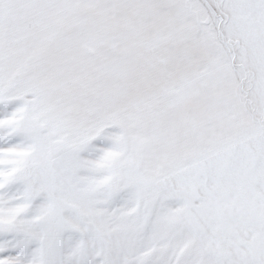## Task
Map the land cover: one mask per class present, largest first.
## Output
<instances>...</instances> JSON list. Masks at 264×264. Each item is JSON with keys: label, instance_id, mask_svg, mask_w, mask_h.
I'll use <instances>...</instances> for the list:
<instances>
[{"label": "snow or ice", "instance_id": "snow-or-ice-1", "mask_svg": "<svg viewBox=\"0 0 264 264\" xmlns=\"http://www.w3.org/2000/svg\"><path fill=\"white\" fill-rule=\"evenodd\" d=\"M0 264H264V0H0Z\"/></svg>", "mask_w": 264, "mask_h": 264}]
</instances>
